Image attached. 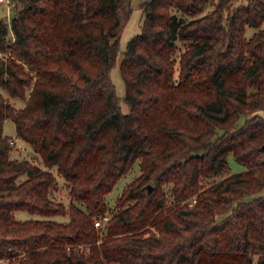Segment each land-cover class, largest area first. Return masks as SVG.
Returning a JSON list of instances; mask_svg holds the SVG:
<instances>
[{"label": "trees", "instance_id": "trees-1", "mask_svg": "<svg viewBox=\"0 0 264 264\" xmlns=\"http://www.w3.org/2000/svg\"><path fill=\"white\" fill-rule=\"evenodd\" d=\"M20 1L0 18V264H264V0L140 2L142 30L120 63L129 112L110 69L130 0ZM7 118L46 167L11 157ZM230 153L244 170L227 171ZM138 158L97 243L106 195ZM54 167L69 206L50 196ZM151 224L159 235L145 236Z\"/></svg>", "mask_w": 264, "mask_h": 264}, {"label": "rangeland", "instance_id": "rangeland-1", "mask_svg": "<svg viewBox=\"0 0 264 264\" xmlns=\"http://www.w3.org/2000/svg\"><path fill=\"white\" fill-rule=\"evenodd\" d=\"M22 1V0H21ZM19 2V6H21L22 2ZM143 0H130V6H131V13L130 16L128 17V19L125 20L123 28L121 30L120 33V39H119V52H118V56H117V61L116 64L110 69V76L112 78V81L115 84L116 87V92L119 96V104L121 106V110L123 112H129L131 109L130 104L125 100V94H126V85H125V81L122 77L121 74V69H120V63L121 60L123 58V53L126 50L127 44L129 42V40L136 34L140 33L142 30V25L145 19V11L142 9V7L140 6V2H142ZM246 0H238L236 2V4H239L241 2H245ZM12 6L11 4L9 5L7 2L5 1H0V18H7V20L10 22L11 19V15H12ZM213 8V5L210 4L207 8V10H210ZM261 28H264V24L261 26ZM258 30V28L256 27H252V26H248L246 29V33L248 36L253 35V33ZM180 49L179 50H184L187 42L184 41H180L178 42ZM178 64H177V71L176 74L178 75L179 72V68H178ZM0 91L5 95V96H9L7 91L4 90L3 88L0 87ZM11 101L14 102V104L17 107H22L25 102L24 99L20 98V97H11ZM257 113H259L261 116L264 117V108H261L257 111ZM246 120V116L245 115H241L238 121V124L241 125L245 122ZM4 132L10 136H13L14 141H15V147L11 152V157L12 158H23L26 157L28 159H30L32 162L37 163L39 165H41L42 167H46L41 155L36 152L34 150V148L32 147V145L25 141L22 138H16V125L15 122L13 121V119L11 118H7L4 122ZM141 162L142 160L140 158L136 159V161L134 162L133 166L131 167V169L129 171H127L123 176H121L118 181L116 182V184L114 185V187L112 188V190L106 195V200L108 202V206L109 209L106 212V214L104 216H107V219L99 218L100 221V225H96L97 229H98V233H99V239L97 241V243H100L103 238L106 236L107 234V224L109 223L111 217L113 216V214L118 210V207L116 206L117 204V199L119 198V196L122 194L123 190L126 188V186L132 182L133 180H135L140 174H141ZM228 169L227 171H231V172H238V171H242L245 169V166L243 164H241L240 162H238L234 155L232 153H230L228 155ZM53 171L56 175V179L55 182L53 183L51 189H50V196L53 200H55L56 202H63L65 203L67 206H69L70 202H71V195H70V183L69 181H67L63 176H61L56 167L53 168ZM23 178L26 177V175H22ZM221 177H215V178H206L204 179V181H202V185L203 187H207L209 185H211V183L213 182L214 179L219 180ZM202 187V189H203ZM163 193H164V197H165V203L166 205H171V204H175L177 201L174 198V195L172 193V184H167L165 185L164 189H163ZM262 194H264V189L261 191ZM251 198V196H246V199ZM196 202V195H193L190 198H186L183 200H180L179 203L180 204H189L192 205ZM227 213H223V214H218L217 218H222L223 216H225ZM15 216L18 219L21 220H25L28 218H53L59 221H66L69 219L68 214H56V215H52V216H43L37 213H31L27 210H23V209H18L15 210ZM98 220V219H97ZM96 220V221H97ZM144 229H146V233L145 236H148L150 234H155V235H159V229L156 225H147ZM80 248L83 249V251L88 252V248L89 245L85 246L83 244L78 245ZM109 264H116V263H109ZM255 264H257V256H255Z\"/></svg>", "mask_w": 264, "mask_h": 264}, {"label": "built area", "instance_id": "built-area-1", "mask_svg": "<svg viewBox=\"0 0 264 264\" xmlns=\"http://www.w3.org/2000/svg\"><path fill=\"white\" fill-rule=\"evenodd\" d=\"M0 1H5V2H7L9 5L11 4V0H0ZM103 218H104V219H107V216H104ZM100 221H101V220L98 219V220L95 222L96 225H100Z\"/></svg>", "mask_w": 264, "mask_h": 264}, {"label": "water", "instance_id": "water-1", "mask_svg": "<svg viewBox=\"0 0 264 264\" xmlns=\"http://www.w3.org/2000/svg\"><path fill=\"white\" fill-rule=\"evenodd\" d=\"M152 190V186L151 185H149V191H151Z\"/></svg>", "mask_w": 264, "mask_h": 264}]
</instances>
